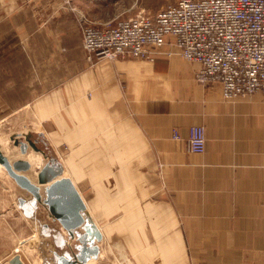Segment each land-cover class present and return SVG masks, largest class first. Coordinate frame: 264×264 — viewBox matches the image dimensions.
I'll return each mask as SVG.
<instances>
[{
	"label": "crops",
	"instance_id": "1",
	"mask_svg": "<svg viewBox=\"0 0 264 264\" xmlns=\"http://www.w3.org/2000/svg\"><path fill=\"white\" fill-rule=\"evenodd\" d=\"M100 2L63 0L54 13L48 2L16 3L13 39L5 36L0 52V106L30 105L19 91L49 89L35 101L38 110L52 105L61 119L67 106L75 128L78 117L103 114L107 129L138 139L166 199L142 216L133 243L140 259L133 255L130 264H264V94L225 99L219 83L198 81L200 65L170 46L152 61L90 62L81 19L92 20ZM192 126L205 128L202 154L187 148ZM176 129L181 141L173 139ZM0 182V217H9L12 183ZM6 247L0 264L15 256Z\"/></svg>",
	"mask_w": 264,
	"mask_h": 264
},
{
	"label": "rangeland",
	"instance_id": "2",
	"mask_svg": "<svg viewBox=\"0 0 264 264\" xmlns=\"http://www.w3.org/2000/svg\"><path fill=\"white\" fill-rule=\"evenodd\" d=\"M40 1L48 2L47 10L54 13L63 0H0V52L4 50L5 36L9 40L13 39L14 22L21 14V7L16 3ZM179 1L101 0L98 7L94 8L97 10H92L90 21L104 24L141 13L153 15ZM5 3L8 5L5 6ZM11 14L15 17L14 22L11 21ZM51 92L49 89L19 91L18 98L28 94L24 101L28 100L30 105L0 106V145L3 140L8 146L14 147L12 136L20 135L18 139L25 141L24 134L32 135L31 139L48 156L44 158L41 154L43 163L53 157L63 166V175L72 180L102 233L100 254L97 259H93V264H130L133 255L140 259L135 256L139 254L138 249H134L138 243H133L138 238L136 229L140 227L142 216L164 206L161 200L166 199V190L162 177L150 168L148 154L142 151L138 139L130 132L118 135L115 128L107 129L103 114L78 117L85 122L78 121V127L75 128L68 119L67 106L60 107L61 119L56 118L52 105L38 110L39 105L35 101L39 96ZM33 104L35 110L39 111L38 115ZM11 147L12 152L18 150L20 153L19 147ZM30 151L34 150L29 147L28 153ZM27 174L32 181L37 182L32 171L29 170ZM0 179L12 183V189L8 188L7 192L11 191L13 210L9 217H0V247L2 243L9 246L11 252L22 256L25 264H57L60 255L79 252L77 247L81 243L78 236L84 233L83 229H78L75 237L71 238L61 224L53 219L48 208L42 203L34 206L32 196L21 189L6 171L0 172ZM3 188L1 186L0 191ZM41 188L45 198V187ZM20 198L24 199L26 211L31 217L20 207ZM128 238L132 242L128 241L126 249Z\"/></svg>",
	"mask_w": 264,
	"mask_h": 264
},
{
	"label": "built area",
	"instance_id": "3",
	"mask_svg": "<svg viewBox=\"0 0 264 264\" xmlns=\"http://www.w3.org/2000/svg\"><path fill=\"white\" fill-rule=\"evenodd\" d=\"M81 21L90 62L152 61L170 46L200 65L198 81L219 83L225 99L264 94V0H180L153 15L141 13L104 24L86 17ZM173 137L183 139L178 129ZM206 142L203 126L190 127V152L204 153Z\"/></svg>",
	"mask_w": 264,
	"mask_h": 264
},
{
	"label": "water",
	"instance_id": "4",
	"mask_svg": "<svg viewBox=\"0 0 264 264\" xmlns=\"http://www.w3.org/2000/svg\"><path fill=\"white\" fill-rule=\"evenodd\" d=\"M19 136H12L11 139L14 141L15 147H19L22 155H26L31 147L35 153L48 158L31 139L32 135L24 134L25 141L19 140ZM0 164L4 166L16 184L32 196L33 205L44 204L53 219L61 224L71 238L75 237L78 229L84 230V233L78 236L81 243L77 247L79 252L72 255H60L57 264H87L91 259L99 257L98 243L102 241V233L89 214L87 206L72 180L63 177L64 168L55 158L51 157L43 164L38 171L37 182H33L26 175V172L31 169L29 161L19 159L11 163L10 159L0 152ZM41 186H46L44 189L45 198ZM19 202L20 207L27 213L24 199L20 198ZM29 216L31 217V215ZM11 264L24 263L20 255H15L11 259Z\"/></svg>",
	"mask_w": 264,
	"mask_h": 264
},
{
	"label": "bare ground",
	"instance_id": "5",
	"mask_svg": "<svg viewBox=\"0 0 264 264\" xmlns=\"http://www.w3.org/2000/svg\"><path fill=\"white\" fill-rule=\"evenodd\" d=\"M1 127V126H0ZM3 127V126H2ZM10 130V129H9ZM27 131V130H26ZM24 132V131H23ZM25 133V132H24ZM2 135V134H1ZM5 135V134H4ZM3 139H5L6 137L5 136H2ZM5 137V138H4ZM1 139V137H0ZM8 139V138H7ZM7 141V140H6ZM8 143L4 142L2 140L1 142V145H0V152H2L4 155H6L11 163H14L15 161L19 160V159H22V160H26V161H29L31 163V169H30V172L32 171L34 174L33 176L37 177L38 175V171L42 168L43 166V159H42V155L39 154V153H35L34 151H30L29 153H27L26 155H20V153L17 151L12 152V150L10 149L11 146H8L7 145ZM11 148H16L15 146L14 147H11ZM5 168L3 165L0 164V172H5ZM5 175V174H4ZM27 176L31 179V177L27 174ZM32 176V177H33ZM63 177H66L65 175H63ZM33 182H35L33 180ZM46 187V186H44ZM66 232V231H65ZM66 234V233H65ZM102 242V241H101ZM100 242V243H101ZM99 245V243H98ZM103 258V257H102ZM94 263V260L91 259L87 264H93Z\"/></svg>",
	"mask_w": 264,
	"mask_h": 264
}]
</instances>
